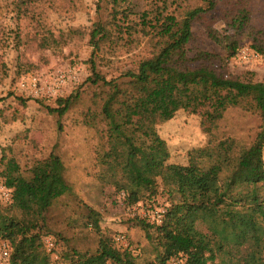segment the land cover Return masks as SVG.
I'll return each mask as SVG.
<instances>
[{
	"label": "rangeland",
	"instance_id": "374dc122",
	"mask_svg": "<svg viewBox=\"0 0 264 264\" xmlns=\"http://www.w3.org/2000/svg\"><path fill=\"white\" fill-rule=\"evenodd\" d=\"M129 1L135 13L164 6L167 13L178 16L184 10L206 7L202 0ZM247 1L251 23L264 31V0ZM111 7L109 0H0V170L12 158L27 172L53 153L61 159L70 187L46 213L42 242L50 264H71L62 255L74 250L94 252L100 236L108 237L121 250L128 249L136 264L155 262L157 254L188 245L181 226L173 228L170 239L162 242L154 228L136 225V218L152 223L143 215L149 209L168 207L160 181L156 197L127 206L124 192H117L111 184L112 172L100 162L108 149L106 124L95 115L105 88L87 82L90 58L96 57L97 71L107 80L116 79L147 56L152 43L142 34L128 39L123 33L112 40L116 45L106 43L101 51L94 50L90 32L97 21L110 19ZM231 7L219 0V9ZM221 15L209 11L205 18L222 31ZM130 19L137 21L136 16ZM193 32L190 47L216 53L219 58L210 65L218 73L264 83V53H255L244 34L238 37L236 56L226 60L222 47L208 39L200 22L193 24ZM32 78L37 80L35 88L21 85ZM74 93L79 98L61 117L48 111L57 107V99ZM222 97L221 91L208 84L185 87L167 75H154L129 118L144 129H155L166 144L168 163L181 166L180 173H185L190 151L230 138L237 152L248 147L259 131L257 114L241 107L223 109ZM86 115L94 117L93 126L85 122ZM94 217L99 231L91 223ZM118 237L123 238L122 244L116 241Z\"/></svg>",
	"mask_w": 264,
	"mask_h": 264
},
{
	"label": "trees",
	"instance_id": "16d2710c",
	"mask_svg": "<svg viewBox=\"0 0 264 264\" xmlns=\"http://www.w3.org/2000/svg\"><path fill=\"white\" fill-rule=\"evenodd\" d=\"M109 1L110 19L94 23L89 35L94 50L101 51L106 43L116 45L112 40L123 33L128 39L142 34L152 43L149 54L116 79L107 80L97 71L96 57L90 58L87 82L105 88L95 115L106 124L108 149L100 162L112 172L111 184L124 192L127 206L156 197L160 181L169 201L162 224L136 218V225L154 228L162 242L178 226L188 238L187 246L159 253L149 264H264V83L227 78L210 65L219 58L216 53L190 47L193 24L200 22L208 39L222 47L226 60L236 56L242 34L255 53L263 54L264 31L251 23L248 1L224 0L232 7L223 10L218 8L219 0H202L205 8L184 10L178 16L167 13L164 6L135 13L129 0ZM209 11L222 14L225 29L213 27L205 18ZM154 75H167L185 87L208 84L222 92L223 109L241 107L257 114L261 123L253 142L237 152L230 138L194 149L188 153L186 172L180 173L181 166L168 163L169 152L156 130L137 126L129 118ZM78 98L75 93L59 98L57 107L48 111L61 117ZM94 121L86 115L88 125ZM0 179L10 192V200L0 203V241L8 243L9 264H50L42 242L46 213L70 192L61 159L51 153L23 172L10 158L3 162ZM91 223L99 231L97 218ZM62 259L71 264H136L128 249L115 247L103 236L94 252L74 250Z\"/></svg>",
	"mask_w": 264,
	"mask_h": 264
},
{
	"label": "built area",
	"instance_id": "2783aa9c",
	"mask_svg": "<svg viewBox=\"0 0 264 264\" xmlns=\"http://www.w3.org/2000/svg\"><path fill=\"white\" fill-rule=\"evenodd\" d=\"M243 57H245V52L242 53ZM37 80L32 78L26 83H22V86L30 85L32 88L36 87ZM0 200L8 202L10 200V192L6 189L3 185L0 186ZM166 210L165 209H149L146 213H143L144 216L148 217L150 221L156 225H160L163 222L164 215ZM117 242L120 244L123 243V238L118 237L116 239ZM48 246H52L51 243H48ZM0 264H9V246L8 243L5 241H0Z\"/></svg>",
	"mask_w": 264,
	"mask_h": 264
}]
</instances>
